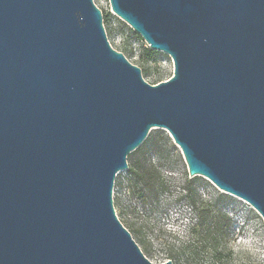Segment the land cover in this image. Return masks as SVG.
Here are the masks:
<instances>
[{"label": "water", "instance_id": "1", "mask_svg": "<svg viewBox=\"0 0 264 264\" xmlns=\"http://www.w3.org/2000/svg\"><path fill=\"white\" fill-rule=\"evenodd\" d=\"M108 1L169 79L110 45L93 0H0V264H154L113 205L154 127L264 221V0Z\"/></svg>", "mask_w": 264, "mask_h": 264}, {"label": "rangeland", "instance_id": "2", "mask_svg": "<svg viewBox=\"0 0 264 264\" xmlns=\"http://www.w3.org/2000/svg\"><path fill=\"white\" fill-rule=\"evenodd\" d=\"M93 2L102 12L110 45L122 52L132 64L140 67L145 81L157 84L172 76L173 63L166 53L155 51L151 58L146 59L144 53L150 48L111 11L109 1ZM149 136L150 146L137 155V159L145 158L146 165L152 166L160 181H163L164 190L158 199L155 201L147 197L141 201L138 198L137 191L141 185L136 184L131 176L133 160L127 159L128 168L116 175L113 186L115 213L132 232V238L144 250L143 254L148 260L154 264H162L167 260L172 264H233L232 251L227 247L229 241L247 238L249 234L264 240V221L255 209L244 200L222 192L207 178L189 176L180 149L165 129L154 127ZM185 186L193 191L195 199L214 208L211 213L212 218L215 217L214 221L220 220L216 216L218 209L227 216L229 230L223 228L221 223L217 250L221 251V256L218 259L214 257L210 246L197 242L188 232L193 223V213L182 190ZM173 226L178 227V231H171L170 227ZM143 239L148 241L149 246H146L147 242H141ZM183 243H188L185 251L180 250ZM168 246L173 248L178 259L169 258Z\"/></svg>", "mask_w": 264, "mask_h": 264}, {"label": "trees", "instance_id": "3", "mask_svg": "<svg viewBox=\"0 0 264 264\" xmlns=\"http://www.w3.org/2000/svg\"><path fill=\"white\" fill-rule=\"evenodd\" d=\"M155 53L152 49H146L145 51V58L149 59ZM151 144V139L149 134L145 138V140L141 143V145L136 148L134 151L128 154L127 159L133 160V166L130 169L131 176L136 184L141 185V189L138 192V198L141 201H145L147 197L152 200H157L159 194L163 187V181H160V177L157 172L154 170L152 166L146 165L145 158L137 159V155H139L144 149H146ZM185 193V197L187 198L188 206L190 207L193 213V223L188 228L189 234L191 237L197 239V242H202L204 246H210L213 250L214 257L216 259L220 258L221 251L218 250V241H219V231L220 226L222 223V227L226 230L229 228V223L227 216L220 210H216V216L220 219L219 222L214 221L212 218L211 213L214 211V208L208 203H203L202 201H198L194 197V193L191 189L185 186L182 189ZM124 226V225H123ZM131 234L132 232L124 226ZM229 230V229H228ZM134 231V230H133ZM142 243H146V246H149L148 241H141ZM146 249V248H145ZM188 249V243H183L180 250ZM142 250V249H141ZM144 253V250H142ZM169 258H177L176 252L173 250L172 247L168 246V254Z\"/></svg>", "mask_w": 264, "mask_h": 264}, {"label": "clouds", "instance_id": "4", "mask_svg": "<svg viewBox=\"0 0 264 264\" xmlns=\"http://www.w3.org/2000/svg\"><path fill=\"white\" fill-rule=\"evenodd\" d=\"M178 231V227H170ZM227 247L232 251L233 264H264V240L249 234L247 238H237L229 241ZM247 258H251L250 261Z\"/></svg>", "mask_w": 264, "mask_h": 264}]
</instances>
